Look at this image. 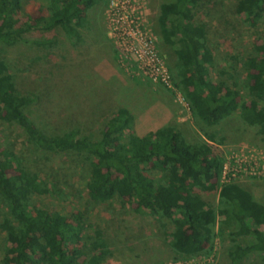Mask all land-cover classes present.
Listing matches in <instances>:
<instances>
[{
	"label": "trees",
	"instance_id": "16d2710c",
	"mask_svg": "<svg viewBox=\"0 0 264 264\" xmlns=\"http://www.w3.org/2000/svg\"><path fill=\"white\" fill-rule=\"evenodd\" d=\"M22 1L0 0V45L13 47L24 41L25 33L55 28L75 44L81 40V30L89 27L87 11L103 0H47L44 8L20 23ZM213 1H168L160 5L156 20L162 42L174 48L168 65L173 85L182 92L208 142H188L175 125L137 136L132 131L133 117L124 108L105 122L97 138L77 128L48 134L27 113L36 98L16 89L2 58L0 122L18 126L42 155L82 156L88 171L89 203L127 198L140 214L169 220L172 229L166 239L181 256L190 259L207 253L215 239L227 232L230 264H242L252 254L264 263V205L237 183H213L221 176L223 158L212 145L224 144V137L218 138L214 128L234 115L264 139V37L252 55L238 62V69L231 68L236 75H230L233 81L215 78L207 26L196 22L202 8ZM234 12L256 27L264 19V0H236ZM32 44L49 47L53 40ZM243 90L248 100L239 102ZM54 188L51 179L29 171L16 152L0 142V201L6 210L0 224L6 235L0 264H104L111 256L99 231L89 243V253L75 249L85 231L81 213L68 218L33 203L34 197L50 195ZM196 189L217 192V205L206 202ZM240 237L248 242L241 244Z\"/></svg>",
	"mask_w": 264,
	"mask_h": 264
},
{
	"label": "rangeland",
	"instance_id": "374dc122",
	"mask_svg": "<svg viewBox=\"0 0 264 264\" xmlns=\"http://www.w3.org/2000/svg\"><path fill=\"white\" fill-rule=\"evenodd\" d=\"M168 1L173 0H138L129 12L134 11L140 28L151 30L157 53L167 66L174 48L162 42L156 20L160 5ZM22 3L20 23L27 22L32 12L44 8L47 0H23ZM117 3L121 7L120 23L112 22L114 7L111 0H103L87 11L89 27L81 30V40L75 44L55 28L25 33L24 41L13 47L0 45V58L5 60L14 77L16 89L36 98L28 108L29 117L48 134L77 128L81 134L97 138L105 122L117 109L124 108L133 117L132 131L137 136L175 125L188 142L200 139L208 142L193 114L180 105L174 91L137 73L132 60L120 62L117 32L120 31L118 35L129 32L127 23L130 19L127 18L125 0H117ZM235 3L236 0H214L196 16V22L207 26L208 41L215 58L212 73L215 78L227 81H233L230 75H235L231 68L236 69L238 62L252 55L264 37V19L251 27L243 17L235 14ZM33 17L35 21L36 15ZM39 39H51L53 44L34 46L32 41ZM247 100L246 90L241 91L239 102ZM214 129L218 138L225 139L223 145L211 143L223 158L222 171L229 151L253 155L256 160L264 157L259 156L264 155V139L255 128L245 126L237 115ZM0 142L3 147L12 148L29 171H39L55 183L50 195L32 199L35 205L68 218L82 214L85 231L75 249L89 253V243L99 231L111 252L104 264H230L227 249L231 243L227 232L222 238L215 239L207 253L187 259L169 246L166 239V232L172 229L169 220L149 213L140 214L135 210L134 202L127 198L89 203L85 188L88 171L82 156L74 153L42 155L27 142L23 131L15 124L0 122ZM230 179L264 205V176L240 175ZM223 180L221 175L213 183L222 185ZM196 191L206 202L217 205V192ZM4 214L5 206L0 201V224ZM217 228L218 224L216 232ZM238 242L246 244L248 240L240 237ZM5 245L6 235L0 229V261ZM242 264L264 263L258 254H252Z\"/></svg>",
	"mask_w": 264,
	"mask_h": 264
},
{
	"label": "built area",
	"instance_id": "2783aa9c",
	"mask_svg": "<svg viewBox=\"0 0 264 264\" xmlns=\"http://www.w3.org/2000/svg\"><path fill=\"white\" fill-rule=\"evenodd\" d=\"M138 0H125L126 7L128 9L127 18H129V23H127L130 28L129 32H122L120 35L117 32V46L120 51V62L125 60H132L136 65L137 73L153 82H159L164 87L175 92L176 97L182 105V107L189 112V106L182 92L173 85L172 79L170 77V72L168 66L159 57L156 50L155 37L153 36L150 29L146 27L140 28L137 18L133 16V10L130 12L132 4ZM111 16L113 18L112 22L120 23L119 18L121 14V7L118 6L117 0H111ZM111 18V19H112ZM111 21V20H110ZM114 24V23H113ZM116 30V28H115ZM260 157L264 156L262 153ZM262 160V161H261ZM223 183L231 182L232 179L240 175L247 177H263L264 176V157L262 159H257L253 155H243L242 153H235L229 151L228 155L225 156V164L222 171ZM167 264H180V263H167Z\"/></svg>",
	"mask_w": 264,
	"mask_h": 264
}]
</instances>
